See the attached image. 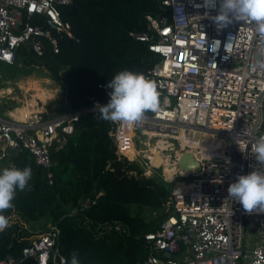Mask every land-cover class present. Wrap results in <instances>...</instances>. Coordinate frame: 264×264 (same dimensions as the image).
<instances>
[{
    "label": "built area",
    "instance_id": "2783aa9c",
    "mask_svg": "<svg viewBox=\"0 0 264 264\" xmlns=\"http://www.w3.org/2000/svg\"><path fill=\"white\" fill-rule=\"evenodd\" d=\"M70 2L0 0V62L11 63L21 45L36 54L47 46L57 53L59 37H73L61 16L62 5ZM204 2L160 0V13L145 16L147 31L130 32L160 57L146 76L157 83L160 109L131 127L110 122L109 136L118 158L138 163L144 175H159L176 190L167 201L171 214L145 235L150 252L143 264H264V212L249 213L228 196L238 175L264 171L251 151L264 136V52L253 24L218 29L212 17L219 0L215 9L204 8ZM107 84L98 88L109 101ZM107 104L89 97L62 115L48 101L8 110L0 115V159L10 151L28 152L52 184L49 146L61 147L82 114ZM184 151L193 153L198 170L179 167ZM156 155L169 157L176 168L171 177L163 163L153 162ZM28 261L66 264L56 226L0 264Z\"/></svg>",
    "mask_w": 264,
    "mask_h": 264
},
{
    "label": "trees",
    "instance_id": "16d2710c",
    "mask_svg": "<svg viewBox=\"0 0 264 264\" xmlns=\"http://www.w3.org/2000/svg\"><path fill=\"white\" fill-rule=\"evenodd\" d=\"M160 11V0H71L62 5L61 16L73 37H59L57 53L49 46L41 54L28 45L18 47L11 63L0 62V89L37 75L62 92V100L54 103L59 115L86 104L89 97L108 103L98 84L109 83L123 70L148 76L160 60L130 35L146 32L145 16ZM9 98L0 97L2 116L14 108ZM109 129L99 112L82 114L61 147L49 146L52 184L28 152L10 151L0 159V171L32 169L28 189L17 190L14 209L3 213L11 226L0 233V259L19 256L34 238L56 226L66 264L73 251L80 264L144 263L150 252L145 235L171 214V186L159 175H144L138 163L118 158Z\"/></svg>",
    "mask_w": 264,
    "mask_h": 264
},
{
    "label": "clouds",
    "instance_id": "9594fccd",
    "mask_svg": "<svg viewBox=\"0 0 264 264\" xmlns=\"http://www.w3.org/2000/svg\"><path fill=\"white\" fill-rule=\"evenodd\" d=\"M217 0H205L203 7L215 9ZM218 29L227 28L234 22L254 25L260 51L264 52V0H219L218 14L212 17ZM110 100L105 106H97L99 119L121 126L131 127L141 122L148 112L160 109V94L155 81L144 74L123 70L107 84ZM256 164L264 166V136L252 145ZM32 178L31 167L4 168L0 171V233L8 229L10 218L3 213L14 209L17 190L25 191ZM228 196L238 202L247 212H264V171L254 170L247 175H238L237 182L228 188ZM71 264H80L78 253L71 254Z\"/></svg>",
    "mask_w": 264,
    "mask_h": 264
},
{
    "label": "rangeland",
    "instance_id": "374dc122",
    "mask_svg": "<svg viewBox=\"0 0 264 264\" xmlns=\"http://www.w3.org/2000/svg\"><path fill=\"white\" fill-rule=\"evenodd\" d=\"M19 81H24L25 85H27L28 83L29 84H33V83L37 84L38 88L40 90V95L35 94V92H33L31 90L23 89L20 86L21 82H19ZM19 81L14 83V84L9 85V87H8L9 93H6V94L2 93V91H5V89H7V88H5V89L1 88L0 89V97H2L4 95L9 96L10 97L9 99H11L10 105L14 106V108H21V107L30 108V106L34 105L35 101H38V104H40L41 101H43L44 103L46 101H48V102H51L54 104V101H56L57 98H59V95H60L59 87L56 84H54L52 80L47 79L46 77L32 75L28 78L20 79ZM48 91L51 92V95L46 97L45 92H48ZM53 96L55 98H53ZM50 98H53V99H50ZM2 104H4V102ZM157 171L159 174H161V168H160V170H157ZM169 185L171 186L170 191L172 192L173 183H169ZM167 205H168V203H167Z\"/></svg>",
    "mask_w": 264,
    "mask_h": 264
},
{
    "label": "bare ground",
    "instance_id": "6f19581e",
    "mask_svg": "<svg viewBox=\"0 0 264 264\" xmlns=\"http://www.w3.org/2000/svg\"><path fill=\"white\" fill-rule=\"evenodd\" d=\"M23 89L25 90H31L33 92H35V94L37 95H40V90L38 88V85L37 84H27L25 85L23 83V81H21V85H20ZM18 88V87H17ZM33 98V97H32ZM34 102V101H33ZM32 103V102H31ZM35 104V103H34ZM181 153H179L180 155ZM193 154V153H192ZM153 159V162L155 164H158V163H163L164 164V171H165V175L167 177H171L172 173L176 170V168L174 167V165H170V162H169V157L166 156V157H161L159 155H156ZM185 170V169H184Z\"/></svg>",
    "mask_w": 264,
    "mask_h": 264
},
{
    "label": "water",
    "instance_id": "95a60500",
    "mask_svg": "<svg viewBox=\"0 0 264 264\" xmlns=\"http://www.w3.org/2000/svg\"><path fill=\"white\" fill-rule=\"evenodd\" d=\"M178 165L181 169L185 170H191L193 168L199 169L200 165L199 163L194 159L192 152H182L179 159H178ZM172 192L175 194L176 190L175 188H172ZM166 256H169L168 253L165 254Z\"/></svg>",
    "mask_w": 264,
    "mask_h": 264
},
{
    "label": "crops",
    "instance_id": "0c3cea01",
    "mask_svg": "<svg viewBox=\"0 0 264 264\" xmlns=\"http://www.w3.org/2000/svg\"><path fill=\"white\" fill-rule=\"evenodd\" d=\"M19 82H21V81H19ZM23 83H24V81H23ZM50 88V87H49ZM55 96V95H54ZM53 96V98H55ZM53 98H50V99H53ZM60 100H62V92L60 91V95H59V98H57V100L56 101H60ZM56 101H54V103L56 102ZM2 116V115H1ZM25 264H33L31 261H29V262H27V263H25Z\"/></svg>",
    "mask_w": 264,
    "mask_h": 264
}]
</instances>
